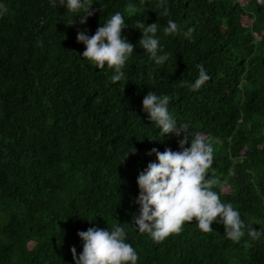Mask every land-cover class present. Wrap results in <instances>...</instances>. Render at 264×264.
<instances>
[{
  "label": "trees",
  "instance_id": "obj_1",
  "mask_svg": "<svg viewBox=\"0 0 264 264\" xmlns=\"http://www.w3.org/2000/svg\"><path fill=\"white\" fill-rule=\"evenodd\" d=\"M91 2L95 14L81 24L60 0L55 8L50 0H0L8 8L0 17V264H75L78 232L113 224L125 229L138 264H264V234L253 240L247 228L237 243L221 223L203 233L186 222L155 243L134 224L138 175L157 160L149 153L178 151L183 138L160 136L143 110L151 90L171 98L178 123L219 141L209 175L225 183L214 190L246 225L264 230V4L165 0L168 14L159 15V0ZM129 4L138 9L130 18ZM117 12L135 50L113 83V70L82 57L77 34L94 35ZM137 20L158 23L157 54H169L163 65L140 46ZM168 20L177 34H164ZM198 64L210 79L198 91L181 87L194 83Z\"/></svg>",
  "mask_w": 264,
  "mask_h": 264
},
{
  "label": "clouds",
  "instance_id": "obj_2",
  "mask_svg": "<svg viewBox=\"0 0 264 264\" xmlns=\"http://www.w3.org/2000/svg\"><path fill=\"white\" fill-rule=\"evenodd\" d=\"M52 7H57L56 0H50ZM264 4V0H258ZM60 5H66L69 13L80 17L79 23L86 24L89 17L95 14L91 0H60ZM157 8H162L159 15H167L165 0H159ZM129 18L138 9L129 4L126 6ZM8 13L6 5L0 3V17ZM83 13V14H80ZM74 24V23H72ZM69 24V25H72ZM127 27L124 15L117 12L105 23L98 27L94 35H87L80 31L77 41L85 45L82 57L86 58L99 69L113 70L110 79L113 83L120 82L125 73L123 68L135 50V45L123 35ZM135 28L142 32L139 44L157 65H163L169 54L158 55L162 51L157 38L158 23L146 24L137 20ZM194 29H188L185 37L191 38ZM165 35L179 32L178 25L173 20L167 21L163 28ZM198 77L194 83L181 81V87H189L191 91H198L209 79L203 64H198ZM168 95H157L149 91L143 98V110L149 114V119L157 125L161 137L175 134L183 138L178 141L180 150L173 151L170 147L164 151L153 148L149 155L155 153L156 162L148 163L137 178L139 196L136 203L140 205L139 215L134 217V224L141 234L147 233L155 243H161L172 234H179L186 222H196L203 233L214 231V222L224 226L228 239L240 242L247 234L253 240L260 238L264 230L257 231L251 225H246L240 212L230 202H223L220 193L214 189L224 190V183L213 171L209 170L214 163L216 143L199 131H192L190 123L178 121L168 110L170 102ZM190 147L186 146L189 144ZM133 148L126 153L122 163L129 154H135ZM83 241V251L77 253L73 246L71 252L75 264H138L139 256L134 247L126 242V231L119 224L111 228L89 227L86 231H79Z\"/></svg>",
  "mask_w": 264,
  "mask_h": 264
}]
</instances>
